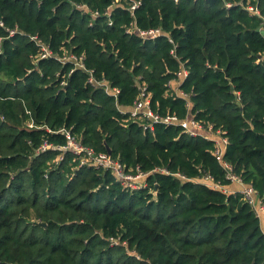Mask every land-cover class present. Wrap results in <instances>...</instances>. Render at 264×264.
I'll return each mask as SVG.
<instances>
[{
	"label": "trees",
	"instance_id": "trees-1",
	"mask_svg": "<svg viewBox=\"0 0 264 264\" xmlns=\"http://www.w3.org/2000/svg\"><path fill=\"white\" fill-rule=\"evenodd\" d=\"M142 88L155 114L223 132V161L264 205V0H0V264H264L215 143L130 119ZM67 134L146 185L80 167Z\"/></svg>",
	"mask_w": 264,
	"mask_h": 264
},
{
	"label": "built area",
	"instance_id": "built-area-1",
	"mask_svg": "<svg viewBox=\"0 0 264 264\" xmlns=\"http://www.w3.org/2000/svg\"><path fill=\"white\" fill-rule=\"evenodd\" d=\"M138 5L139 4H135L132 7V10H135ZM141 34L147 39H155L160 35V30H151L148 32H142ZM42 49L43 52H45V54L41 55L42 58L51 56V53L47 52L45 48ZM68 61L75 62V66L77 69H85V66L83 64V58L77 59L76 57L71 55L62 59L63 63ZM72 72L74 71H71V73ZM187 76L188 71L183 69V71L179 73L177 78L169 82L168 87L171 90H174L176 94L180 96H185L182 91L179 90L178 86ZM89 84L95 88H103L106 94H109L115 98H117L120 93L118 89H113L112 87H110V85L106 81H98L94 77L93 72L91 71H89ZM130 119L142 122L143 124H145V129H149L151 131H154L155 126L157 125H162L167 128L181 127L190 136H201L206 140L213 141L216 146L214 155L220 162H222L224 168L227 170V179L230 180L232 183L240 184L243 187L242 190L238 193H240L244 201L252 207L258 218L262 213H264V205L258 198L257 192L254 187L245 185L242 179L233 173V168L223 161V155L225 154L228 146V139L223 137V132H221L220 130H214L213 126H202V124L196 121L194 117L181 121L176 116L161 117L155 114L150 108V95L146 92V88L141 89L140 98L130 112ZM29 126L32 127L33 125L29 124ZM67 139V146L60 149H62L63 151H70L75 156H77L80 161V167L88 166L109 171L118 179L122 186L128 190H138L146 185L145 179L147 177V174L139 171H137V173L127 171L125 165H123L118 160H114L108 153H97L93 149L88 148L79 143L70 134H67ZM50 148L51 145L45 143L41 150L46 151ZM161 172L167 173L165 170H161ZM176 176L180 177L179 174H176ZM205 181L209 183V186L216 189H221L219 185H215L212 182L211 178L206 177ZM223 190L226 193H229L228 189L223 188Z\"/></svg>",
	"mask_w": 264,
	"mask_h": 264
},
{
	"label": "crops",
	"instance_id": "crops-1",
	"mask_svg": "<svg viewBox=\"0 0 264 264\" xmlns=\"http://www.w3.org/2000/svg\"><path fill=\"white\" fill-rule=\"evenodd\" d=\"M242 186L240 184L237 183H232V185H230V187L228 188V192L229 193H235V192H240L242 190ZM260 222H261V227L264 231V213H262L259 217Z\"/></svg>",
	"mask_w": 264,
	"mask_h": 264
},
{
	"label": "water",
	"instance_id": "water-1",
	"mask_svg": "<svg viewBox=\"0 0 264 264\" xmlns=\"http://www.w3.org/2000/svg\"><path fill=\"white\" fill-rule=\"evenodd\" d=\"M107 153H108L109 155L112 154V151H111V149H110L109 147H107Z\"/></svg>",
	"mask_w": 264,
	"mask_h": 264
}]
</instances>
